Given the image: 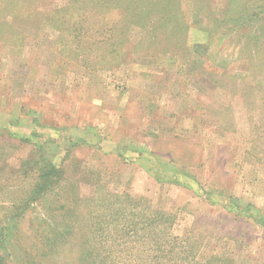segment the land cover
<instances>
[{"label": "rangeland", "instance_id": "1", "mask_svg": "<svg viewBox=\"0 0 264 264\" xmlns=\"http://www.w3.org/2000/svg\"><path fill=\"white\" fill-rule=\"evenodd\" d=\"M159 1L148 17L115 0H0V212L17 197L24 213L5 220L32 246L67 208L82 226L119 208L106 220L131 246L114 253L124 264H264V43L226 34L227 0ZM168 2L181 22L165 27ZM31 156L56 170L35 192Z\"/></svg>", "mask_w": 264, "mask_h": 264}, {"label": "trees", "instance_id": "2", "mask_svg": "<svg viewBox=\"0 0 264 264\" xmlns=\"http://www.w3.org/2000/svg\"><path fill=\"white\" fill-rule=\"evenodd\" d=\"M110 1L113 2V0ZM115 1L117 2V4L115 5L125 12H130L127 11L128 9H136V13H138L139 11H142L144 9L142 11V15H147L148 17L152 16L153 13H161L160 8L156 9L157 3L153 4V2L158 0H152L151 2L147 3H145L144 0ZM125 1H127L128 4L131 3L132 5L130 7L127 6ZM71 2H73V4L75 5L77 3V0H71ZM256 3L257 2L251 3V5L245 7L244 4L243 6L240 5V7L237 8V13L235 14L234 9L232 8L234 7L235 3H232L231 0H227V5L225 6L222 12L223 18L220 20V22H224V25L226 27L225 30H227L226 34H235V26L239 25L240 27H244V32L241 33V35L245 37L244 40L250 43L252 42L254 46L261 45L264 43V0H261L260 4ZM75 6H78V9H82L83 11L90 9L89 7H91L86 6L84 3H80L79 0ZM164 10H168L171 15L177 16V18L170 19L169 21H164L163 23L160 22L163 25H166L165 27L171 24L181 22V17L178 16V12L176 11L175 7L170 6V3L168 4V7H166ZM139 17L141 20L144 18L140 15L137 17V19H139ZM78 29L79 27L74 28V30ZM209 33H211V30H208V34ZM207 38L209 40V36ZM46 164L47 168L43 170L44 164L42 163V161H40L37 157L35 158L33 156L27 158V160L23 163V165H27L29 169L31 168L30 170L35 171L34 177L36 180L33 184V192H35V190L37 191L40 187H42L44 183H47L48 179L51 178V176L56 172L54 166L50 162H47ZM48 183H50V180ZM33 192L31 193V196L34 195ZM16 199L17 197L14 199L15 201H12L11 204L1 207L2 210L0 212V221H6V216L8 218L7 221H9V219H12L14 221V218L16 219L18 215V217H20L24 213L25 207H19V203H17ZM28 199L29 198H27L26 200ZM206 199H208L210 202L213 201L211 200L209 194H207ZM229 200L231 202L227 200L225 207L229 209H231V206L236 207V200L234 201V198ZM66 201L68 202V205H73V201H75V199L72 200L71 197L67 198ZM74 206L72 207V209L65 208L67 215L65 219L67 224H62L60 227H58V222L54 220L56 222L54 224L56 225V228H58V230L50 231L47 238H45L44 243L40 246L28 245L27 242L23 241L20 238V234L23 235L21 231L22 228L20 226L14 227V224L10 225L9 222H4V224L6 225V232H3V234L0 232V264H16V262L14 261V256L10 255V252L7 250V243H10L12 241L16 242L14 243V245H17L16 248L18 247L17 249L22 251L24 257H26L24 264H69L67 262H62L63 259L59 258L57 253H59V251L63 249H66V252H69V250L73 248V244H75V241L73 239V237L75 236L74 234H79V232L82 231V228L84 229V238L79 242V252L76 256V264H120V261L122 264H124V259H122V257L120 259V257H118V255L114 253L117 251H121V249L124 248H127V250H131V246L125 245V240L118 241L117 238H119V235L118 237H116L115 240L109 239L110 235L108 233L112 231L109 230L108 227L110 223L106 220L108 215L110 216V218L116 216L119 208H117L118 210L114 208H109L107 212L108 215L106 212V214L101 213L98 216L94 217V220L96 221L90 222L89 220L87 224H84L83 226L82 224L79 225V222H76L78 225L74 222L72 223L73 225H69L70 222L74 221L75 219V216L73 217ZM99 208L101 209V205ZM65 209H63V211ZM120 209H122V207H120ZM61 218H63L62 215ZM7 224L12 226L13 229H7ZM170 251L171 250L167 251V253H170ZM170 257L171 256L165 254V261H168L167 258ZM154 262L156 263V260H154Z\"/></svg>", "mask_w": 264, "mask_h": 264}]
</instances>
